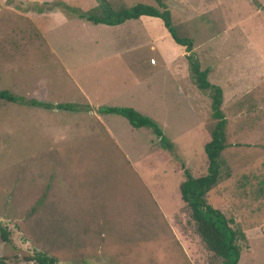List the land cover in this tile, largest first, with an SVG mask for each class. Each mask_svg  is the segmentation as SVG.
<instances>
[{"label":"rangeland","instance_id":"obj_1","mask_svg":"<svg viewBox=\"0 0 264 264\" xmlns=\"http://www.w3.org/2000/svg\"><path fill=\"white\" fill-rule=\"evenodd\" d=\"M114 9L154 0H108ZM176 35L222 92L218 183L206 202L242 234L237 264H264V0H162ZM30 3L63 7L36 13ZM94 0H0V261L221 264L180 201L181 167L203 175L210 99L158 18L117 26L77 16ZM166 35V36H165ZM184 54V53H183ZM153 63H150V61ZM133 108L151 129L98 109Z\"/></svg>","mask_w":264,"mask_h":264},{"label":"trees","instance_id":"obj_2","mask_svg":"<svg viewBox=\"0 0 264 264\" xmlns=\"http://www.w3.org/2000/svg\"><path fill=\"white\" fill-rule=\"evenodd\" d=\"M96 6L89 11L79 13L77 16L91 24H102L105 26H117L128 20H136L141 16L158 18L163 27L170 35L173 42L184 49V58L187 62L189 77L194 87L208 95L210 99V116L214 121L209 133V138L203 144V153L206 159V170L203 175L193 177L186 169L181 167L182 180L177 186V193L180 201L188 208L190 219L195 225V230L206 249L215 257L221 260V264H237L240 249L237 240L242 238V234L230 227L231 221L217 209L212 208L206 202L207 193L218 183L221 173L222 161L221 152L226 148L225 126L226 120L221 110L222 92L221 89L209 83L207 80V70L200 69L199 62L192 52V43L187 38H180L176 35L171 22V15L162 0H154L157 7L135 4L130 7L123 5L114 9L108 0H94ZM60 5L49 3H30L25 11L42 13L50 11ZM0 100L17 103L20 105L36 106L44 109H57L67 112L77 111L79 106L73 104L50 105L26 100L22 97L14 96L7 92H0ZM99 113L116 114L124 118L131 127H146L151 129L158 142L167 149L171 148V143L162 135L159 127L149 118L141 115L133 108H113L106 107L98 109ZM0 236L6 241L4 229H0ZM30 261L33 264H56V260L42 253H35ZM0 264H5L0 261Z\"/></svg>","mask_w":264,"mask_h":264},{"label":"crops","instance_id":"obj_3","mask_svg":"<svg viewBox=\"0 0 264 264\" xmlns=\"http://www.w3.org/2000/svg\"><path fill=\"white\" fill-rule=\"evenodd\" d=\"M141 17H143V16H141ZM141 17H139V18H141ZM147 17V16H146ZM138 18V19H139ZM149 18H152V17H149ZM168 34V33H167ZM166 36V35H165ZM183 48V47H182ZM184 52H181L180 54H179V56H174L173 57V63H175L176 61H178V59H180L184 54H183Z\"/></svg>","mask_w":264,"mask_h":264},{"label":"built area","instance_id":"obj_4","mask_svg":"<svg viewBox=\"0 0 264 264\" xmlns=\"http://www.w3.org/2000/svg\"><path fill=\"white\" fill-rule=\"evenodd\" d=\"M150 63H153V61L151 60Z\"/></svg>","mask_w":264,"mask_h":264}]
</instances>
